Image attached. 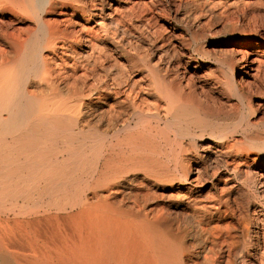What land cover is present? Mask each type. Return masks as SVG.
<instances>
[{
	"label": "bare ground",
	"instance_id": "6f19581e",
	"mask_svg": "<svg viewBox=\"0 0 264 264\" xmlns=\"http://www.w3.org/2000/svg\"><path fill=\"white\" fill-rule=\"evenodd\" d=\"M129 1L160 4L0 0V264H261L264 129L239 105L264 92V36L239 28L225 71L190 48L250 0H172L188 26Z\"/></svg>",
	"mask_w": 264,
	"mask_h": 264
},
{
	"label": "rangeland",
	"instance_id": "374dc122",
	"mask_svg": "<svg viewBox=\"0 0 264 264\" xmlns=\"http://www.w3.org/2000/svg\"><path fill=\"white\" fill-rule=\"evenodd\" d=\"M158 1H159L160 4L162 3L161 6H160V4L159 5L157 4L156 6L155 5L148 6L149 5L148 4L147 6L150 7L148 9L146 8V6H144L145 9H142L144 7L141 4H140L141 7H137V6H140V5L137 4L134 1H129V3L130 2L132 4L134 3L133 5L136 4L135 5L136 8H140L141 10H145V12L147 13V15L149 16V17L147 16V19H146L147 22L144 21V26H146V24L148 26L149 21H150L149 26H153V25L154 26H169V25H171V26H188L185 23H179L172 16V14H171V9L173 8V6L171 5L172 0H170V1L169 0H158ZM250 1L251 2L254 1L257 8L255 7L254 2L251 3ZM250 1L247 2V5H246V3H243V4L240 3L239 5H237L238 7L236 6V8H235V6H234L231 9H229L230 11L229 10L227 11L228 17L229 18H232L230 20L229 24L226 25L228 28L230 27V29H228L227 27H225L224 29H221V30H218V31L215 30L214 29V27H216L215 26V22L212 19V20H209V21H207L205 23L206 24L205 26H208L209 33H207L206 36L204 35L201 39H199L198 40L199 42L198 41L194 42L193 40H191V46L192 47H190V48H194L198 44V47H200V49H203V51L205 52V54H202L200 56L203 59V62L209 63V64L210 63H213L214 64L213 67L219 68L221 70L223 69L224 71L227 70L228 69V66H229V63L227 62V59H229L228 56L231 55V51H232V50H230V48L237 41H240V40L242 41L243 40V37L245 35L244 32H242L239 28L252 29L254 33H260V34H262L264 36V6L256 3L255 0H250ZM249 3H251V4H249ZM151 6H153L154 9H151V8H153ZM188 6L189 5H186L184 7V9H187ZM149 9H150V11H149ZM157 9H158V11H157ZM159 9H162L163 11L165 10V12H161L162 10L159 11ZM181 9H182V7H180V10ZM148 11H149V13H148ZM168 12H170V14ZM150 13H151L152 16L150 15ZM152 18H153V20H152ZM154 19H155V21H154ZM126 20H127V22L126 23H124V22L121 23V26H124L125 24H126L125 26H128V25L129 26H134V25L135 26H142L140 23H138L137 21H135V17H131V18L127 17ZM133 22H135V23H133ZM237 29H239V31H237ZM260 49L264 52V45L263 46H260ZM196 56H198V55H196ZM222 58H223V60L224 59H226V60L223 61ZM221 60H222V62H220ZM224 63H226V64H224ZM243 69L244 68H242V67L237 68V71H236L237 80H239L240 76H242V70ZM202 70L199 73H201L202 77L203 76L205 77V75H207V72L208 71L206 70V72L203 73V71H205V70H203V71ZM246 70L248 71L249 69L247 68ZM262 73L264 74V70H263ZM211 84H212V82H211ZM211 84H210V82H209V84H207L209 86L208 87L209 89L212 88ZM219 90H221V92H220L221 94L223 93L222 95L220 93L218 94L216 92L214 94L217 95L218 98L221 99L224 103L226 102L225 104H228V103H231V102L234 101L232 98L226 97L227 96L226 94L228 92L226 91L227 89L225 88L224 85L221 86V88H219ZM223 90L226 91V93L225 92H222ZM257 94H259V93H257ZM242 106H243V104L242 105H239V107L241 108L240 110H243L249 117L251 116L250 118L252 120L253 119L256 120L255 121L256 123H255V126H254V131H257V132L258 131L259 132L261 131L262 132L263 129H264L263 128L264 127V92L260 93L259 95H255V100H253L251 102V106L249 108H245V106H243V107ZM249 112H251V113L249 114ZM256 149L254 148V150L252 152L253 155L255 153V156L264 158V151L261 152L260 150H258V149L256 150ZM261 164L262 163L257 164V166L254 167L255 170L260 171L259 169L262 168L261 167L262 166ZM242 175L243 174H241V176ZM245 189H247V190H245ZM245 189H243V190H241L239 192L238 199L240 200V202L243 203V205H245V206L250 203L249 204L250 205V208H254V207L255 208H259L258 205H260L261 201H263V195H262V192L260 190L259 184L258 185H253V186H249V187H247ZM263 207H264V205H263ZM240 215H242L243 217L240 218V222H239V225H238V238L236 239V241L239 244H243L244 241H245V238H246L245 226H248L250 228V227H252L254 225L255 221H252L250 218L247 219L246 216L244 215L243 211H241V214ZM260 217L263 220L261 219V220H258L257 221V226L259 227V232H260V235H259L260 241H259V245H258L259 251H260V249L262 250L263 249V246H264L263 245L264 244V213L263 212H262V214H260ZM241 222H243V223H241ZM239 227H240V229H239ZM244 235H245V237H244ZM238 239H239V241H238ZM260 252L257 253L258 255L256 257L257 258L256 261L258 263L260 262L261 264H264V251H260Z\"/></svg>",
	"mask_w": 264,
	"mask_h": 264
}]
</instances>
